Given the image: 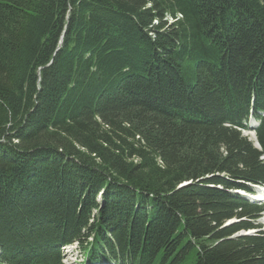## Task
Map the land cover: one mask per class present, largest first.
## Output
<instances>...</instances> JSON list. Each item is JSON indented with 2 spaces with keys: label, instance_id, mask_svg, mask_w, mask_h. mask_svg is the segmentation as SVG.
Listing matches in <instances>:
<instances>
[{
  "label": "trees",
  "instance_id": "1",
  "mask_svg": "<svg viewBox=\"0 0 264 264\" xmlns=\"http://www.w3.org/2000/svg\"><path fill=\"white\" fill-rule=\"evenodd\" d=\"M249 185L264 0H0V264H264Z\"/></svg>",
  "mask_w": 264,
  "mask_h": 264
},
{
  "label": "rangeland",
  "instance_id": "2",
  "mask_svg": "<svg viewBox=\"0 0 264 264\" xmlns=\"http://www.w3.org/2000/svg\"><path fill=\"white\" fill-rule=\"evenodd\" d=\"M168 21H170V20L168 19ZM251 123L255 124L254 120H252ZM251 133H252L251 130L246 131V134H249L250 136H252ZM252 138H253V136H252ZM262 198L264 199V197H262ZM263 215H264V213H263ZM263 215L261 216L259 221L261 222L262 228L264 229V227H263L264 224H263V221H262ZM233 221H236V220L234 219V220H232V222ZM68 249H67V251H70L69 253L67 251L65 252V250H63V263H65V264H80V262H81V260L83 258L82 255L80 254V252L78 250H76V249L75 250H72L71 248L69 250Z\"/></svg>",
  "mask_w": 264,
  "mask_h": 264
},
{
  "label": "bare ground",
  "instance_id": "3",
  "mask_svg": "<svg viewBox=\"0 0 264 264\" xmlns=\"http://www.w3.org/2000/svg\"><path fill=\"white\" fill-rule=\"evenodd\" d=\"M167 23V22H166ZM171 26V25H170ZM152 27V26H151ZM151 34V33H150ZM256 197L257 198H262L264 197V186L260 189H258L257 193H256ZM263 199V198H262ZM262 221H263V224H264V215H263V218H262ZM229 224V223H228ZM69 246V245H68ZM67 247V246H65Z\"/></svg>",
  "mask_w": 264,
  "mask_h": 264
},
{
  "label": "water",
  "instance_id": "4",
  "mask_svg": "<svg viewBox=\"0 0 264 264\" xmlns=\"http://www.w3.org/2000/svg\"><path fill=\"white\" fill-rule=\"evenodd\" d=\"M257 147H259V144H258V142H256V144H255Z\"/></svg>",
  "mask_w": 264,
  "mask_h": 264
}]
</instances>
